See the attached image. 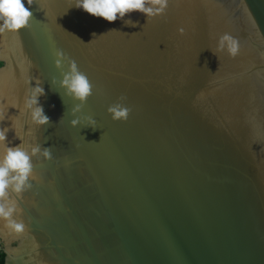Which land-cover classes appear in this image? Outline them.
<instances>
[{
  "label": "water",
  "instance_id": "water-1",
  "mask_svg": "<svg viewBox=\"0 0 264 264\" xmlns=\"http://www.w3.org/2000/svg\"><path fill=\"white\" fill-rule=\"evenodd\" d=\"M22 2L29 27L0 32V129L52 159L33 156L32 188L12 194L25 230L0 218L4 264H264V0H168L112 23L74 0ZM224 33L237 56L217 50ZM57 49L93 85L75 114ZM37 80L43 126L25 107Z\"/></svg>",
  "mask_w": 264,
  "mask_h": 264
},
{
  "label": "clouds",
  "instance_id": "clouds-1",
  "mask_svg": "<svg viewBox=\"0 0 264 264\" xmlns=\"http://www.w3.org/2000/svg\"><path fill=\"white\" fill-rule=\"evenodd\" d=\"M34 0H27L28 5H32ZM77 8L83 9L84 12L97 18H102L109 23L123 18L131 12H141L147 17L153 18L160 16L168 7V0H74ZM146 4L151 6L146 7ZM32 20V12L25 7L22 0H0V32L19 33L27 29ZM129 26L135 27L131 21L126 22ZM183 34L184 29H178ZM95 36V33H93ZM218 51H227L235 57L239 54V40L229 33L221 35L217 42ZM55 67L60 70L67 64L68 70L61 71L63 79L60 86L66 89L65 95L70 96L74 101H79L73 108V114L80 112L87 99L93 94V85L87 75L80 71L74 59L66 56L65 53L57 49L54 52ZM56 80L53 79V84ZM44 89L40 86V81H36V87L30 90V95L26 93L25 107L30 112L31 120L40 126L47 125L50 118L44 114L43 107L39 104V97L43 96ZM125 97H120L123 101ZM114 122H126L131 113V109L124 103L117 102L107 109ZM4 119V113L0 112V120ZM91 126H95V120L91 116L84 118ZM72 126L75 127L80 123L79 119L73 120ZM9 129H0V145H4V152L0 154V218L7 220L8 227L16 233L25 230L26 225L23 221H18L14 215L19 209L12 194H21L32 188L29 183L34 178L32 157L42 154L45 159L51 160V149H43L39 145L31 148V155L24 147H7L4 142L7 139Z\"/></svg>",
  "mask_w": 264,
  "mask_h": 264
},
{
  "label": "trees",
  "instance_id": "trees-1",
  "mask_svg": "<svg viewBox=\"0 0 264 264\" xmlns=\"http://www.w3.org/2000/svg\"><path fill=\"white\" fill-rule=\"evenodd\" d=\"M1 66V63H0ZM5 261V255L3 253L0 254V264H4Z\"/></svg>",
  "mask_w": 264,
  "mask_h": 264
}]
</instances>
